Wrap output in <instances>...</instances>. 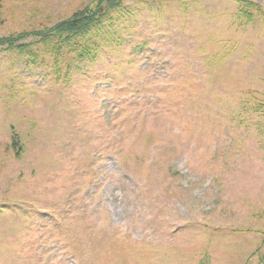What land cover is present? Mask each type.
Masks as SVG:
<instances>
[{"label": "rangeland", "instance_id": "rangeland-1", "mask_svg": "<svg viewBox=\"0 0 264 264\" xmlns=\"http://www.w3.org/2000/svg\"><path fill=\"white\" fill-rule=\"evenodd\" d=\"M3 0L0 264H264V0ZM97 30V29H96Z\"/></svg>", "mask_w": 264, "mask_h": 264}, {"label": "trees", "instance_id": "trees-1", "mask_svg": "<svg viewBox=\"0 0 264 264\" xmlns=\"http://www.w3.org/2000/svg\"><path fill=\"white\" fill-rule=\"evenodd\" d=\"M241 3L245 8V11L242 12L243 17L252 21V15L248 13V10L251 8L259 9V6L246 0L241 1ZM2 4L3 0H0V24L3 22L1 16ZM93 5L78 11L72 18L50 29L49 35L42 42L48 43L49 40L55 38L58 41V46L71 45L75 40L89 36L94 30L98 31L103 28L112 12L123 9L124 0H93ZM13 41H15L13 38L0 39V47Z\"/></svg>", "mask_w": 264, "mask_h": 264}]
</instances>
